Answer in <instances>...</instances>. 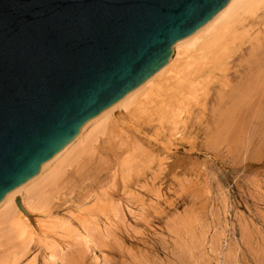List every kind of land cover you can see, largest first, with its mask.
<instances>
[{"label":"rangeland","instance_id":"rangeland-1","mask_svg":"<svg viewBox=\"0 0 264 264\" xmlns=\"http://www.w3.org/2000/svg\"><path fill=\"white\" fill-rule=\"evenodd\" d=\"M262 13L264 12L262 11ZM262 13L258 12L257 16L252 18L253 20L249 19L247 23L242 25L245 27L238 29L244 35L248 33L247 37L240 41L242 48L246 51L250 50L251 47H264V14ZM259 15L263 17L260 19ZM247 24L249 25L247 26ZM246 28L248 32L245 30ZM244 30L247 33L242 32ZM182 58L179 59L177 67H174L170 73L164 75L161 79L157 87L160 90L156 89L151 95L141 97V101L144 103L143 109H147L145 113L139 114L137 112L139 114L137 118L133 115L134 109L133 113L131 111L134 106L128 107L129 110L126 111L127 113L129 111L130 115L132 113V119L129 114H126L125 110L124 112L123 109L116 110L114 116L120 120L118 123L120 126L116 125L117 128L113 129L110 134L109 145L101 154L104 161L101 159L99 162L98 159H95V166L98 164L100 167L97 173L98 176L96 175L94 179H90L91 182L89 179V182H85L86 177L84 176L88 173L86 172L84 175L80 172L82 176L84 175L83 180L79 178L82 184L76 179L81 175L74 177L75 174H71V168H65L68 175H73L71 176L73 179L70 178L68 183L71 185H68L66 191L63 188L64 184H59L57 188L59 191L57 192L61 196L58 193V195L53 193L51 196L57 195V197L55 196L53 200L50 198L51 204L48 202L49 207L47 206L46 210L38 209V207L35 210L38 201L33 199L34 202L36 200L34 204L36 206H34L31 202L32 199L29 200L33 210L30 211L31 217L27 219V225L29 224L28 233L23 235L24 237L18 238V240L21 238L24 242L17 241L15 233H12L15 239H11V235V238L8 235L9 239L4 236L6 240L1 238L2 236L0 237V249L2 250L0 251V258H2V262L4 258L7 259L6 264H8V259L15 255L12 252L16 250V247H22V245L18 246L20 242L24 244L23 251L20 254L22 249L20 247L21 249H18L20 255L17 253L20 258H17V254L14 257L17 258L18 264L29 262V264H264V112H256L251 117L243 120L244 122L240 119L237 128L234 130L235 132L232 133L233 136L235 135V139L239 136L238 141H234V145L231 144L230 146V144H222L221 142V146L220 143L217 144L218 148H216V145L210 146L207 135L211 134L212 129L208 130L209 134L206 132L209 126L207 116L211 114L210 108L216 89L224 80L220 81L221 77H218V72H215L213 76L198 78V81L207 82L209 80V83L206 84L205 93L202 91L198 93L197 100L194 97L195 93L193 94L192 89H189L193 86L186 81H182V77H179L180 79L177 77V73L179 72L180 76V68L183 67L181 62L184 59ZM234 64H239V59L234 60ZM234 69L233 67L231 72ZM167 76L171 78L168 79ZM176 85H180V87ZM199 86L201 87V85ZM172 88L173 90H171ZM188 91L191 93L188 94ZM157 94L159 95L157 96ZM199 94H202V96H199ZM191 95H194L192 96L194 99ZM184 98L186 99L185 103ZM180 101L185 106L188 104V107L184 108L186 114L184 115V111L180 118L174 120L178 113L176 111L183 112L184 110V104L181 106ZM178 104L179 106L175 107ZM178 108L180 109L176 110ZM171 115L173 120L170 121ZM256 117L261 118V120ZM197 120H199V123ZM140 121L141 124H139ZM241 122L242 124L239 125ZM246 127L248 128V134L245 131ZM242 130H244L243 133ZM144 141L146 142L144 143ZM261 141L263 142L261 143ZM140 145L144 148L143 150ZM132 149L136 150L134 157L129 155ZM140 156L144 159L139 158ZM150 158L151 160H148ZM158 158L161 160L159 161ZM108 161L109 163H106ZM135 162L139 165H134ZM73 163L71 164L73 165ZM161 166L164 168L159 172L161 168L158 167ZM74 167L75 165L72 169ZM108 167L110 168L108 169ZM135 172L139 173L137 174L139 178L135 177ZM126 175H129V178ZM156 176H160V178ZM149 178L156 180L152 181ZM176 178L180 180L178 181ZM74 180L76 183H73ZM92 181L94 184H92ZM100 182L104 185L102 186ZM151 183H154V186ZM146 185L148 188H146ZM159 186L162 188H159ZM71 187L73 189L70 190ZM99 187H102L100 189L102 193H100ZM86 191L90 192L88 194L91 196H87ZM150 191L153 193L152 195L149 194ZM92 192H94V195ZM103 192L109 196L107 198L111 200V207L114 210L100 213H94L92 210L87 211L88 207L86 206L91 209L95 202L94 197L103 194ZM83 193L89 198H86ZM156 193L157 196H154ZM78 199L81 202L80 205H78L79 202H76L79 201ZM139 203L142 205H139ZM80 209L84 210L81 211ZM119 209H121L120 212ZM107 227L109 228L108 231ZM89 228L91 229L89 230ZM5 229L7 230V228ZM6 230H2L4 235ZM2 233L0 234L3 235ZM29 233L31 236L33 234V238L29 236V239L31 237L30 242L27 239ZM90 234L94 238L89 237L88 239ZM109 236L113 239H109ZM25 237L27 241L24 240ZM84 237H86V240ZM98 237L100 238L98 239ZM101 240L105 247L101 244ZM26 242L30 243L28 249H26L27 253L24 251V247L28 246V243L27 246L25 245ZM130 249L132 253L127 252ZM24 253L25 256L21 259Z\"/></svg>","mask_w":264,"mask_h":264},{"label":"water","instance_id":"water-1","mask_svg":"<svg viewBox=\"0 0 264 264\" xmlns=\"http://www.w3.org/2000/svg\"><path fill=\"white\" fill-rule=\"evenodd\" d=\"M227 1L0 0V200Z\"/></svg>","mask_w":264,"mask_h":264},{"label":"bare ground","instance_id":"bare-ground-1","mask_svg":"<svg viewBox=\"0 0 264 264\" xmlns=\"http://www.w3.org/2000/svg\"><path fill=\"white\" fill-rule=\"evenodd\" d=\"M264 12V0H228L227 3L220 8L213 16L212 18H210L202 27H200L196 32H194L192 35L178 41L177 43L174 44L172 51H171V55L170 57L164 62V64H162L159 68H157V70L151 75L149 76L146 80H144L142 83H140L138 86H136L134 89H132L130 92H128L124 97H122L118 102H116L114 105H112L110 108L106 109L105 111H103L101 114H99L97 117L91 119L89 122H87L81 129L80 131L77 133V135L72 138L66 145H64V147L56 154L54 155L48 162H46L40 169H38L36 172V174H34L30 179H28L25 183H23L21 186H19L18 188H16L15 190L11 191L10 193H8L4 198H2L0 200V230L2 228H7V230L4 228L2 230H6L5 235L4 233H2L3 231L1 230L0 233H2L3 235L0 234L1 238H4V236H7L6 239L9 237L13 239V234L15 233V236H17V241H21L18 240L19 237H24L23 235H25L27 232V228L29 227L27 225L28 223V218H30V211L33 210V207L31 205H34L36 203V200L38 201L36 208L38 207V209H47V206L49 205L48 202L51 204V200L54 199V197L59 194L57 191H59L58 185L59 184H64L63 188L66 189L68 188V184L69 183V179L71 178V176H73L75 174L74 177H76V175H81V173H83L85 175V173L87 172L88 176H84L86 177L85 179L82 178L83 176H78L76 177L77 180H81L79 178H82V180H86L85 182H89L90 179H94L96 177V175L98 176L99 174H97L100 170L98 164L97 166H95V159H98V161H101V154L103 153V151H105L107 148V145H109V140H111V132L113 129L117 128L116 125H119L118 123L120 122V120H118L117 118H115L114 113H116V110L119 109H123L122 111L126 112V114H129V111L127 113V109L128 107L131 108L132 106H134V108H131L132 113H133V109H134V113L136 112V114L133 113L134 116L139 115L140 113H145L146 110L143 109L144 103L141 101L143 97L147 96V95H151V93H153L157 87L159 86V82H161V79H163L164 75H167L168 73H170L174 67L176 68L177 63L179 62V59H184V61H182V68H180L181 74L179 76V72L177 73V77L181 78L182 81H186L188 82V84L192 85L193 87H189V89L191 88L193 91V94L195 95H191L194 96L197 100V96L198 93L200 91L202 92H206V87H207V82L209 81H198V78L200 77H208V76H213L215 75L214 73L218 72L219 75L218 77H221L220 81L222 82L224 80L223 83L219 84L218 88L216 89L214 98L212 99V103H211V114L210 116H207L208 119L207 121H209V126L206 128V132H208V130L210 131V129H212L211 134L207 135V141L210 144V146H214L216 145V148H218L217 144H219L220 146L223 143L226 144H233L234 145V141H238L237 139L239 138V136H237L238 138L235 139L233 136V131L237 128L236 126L238 125V122L245 120L246 118L251 117L254 113L261 111L264 112V47H251L250 50L246 51L244 48H242V43L240 44V41L243 40V38L247 37L248 35V31L247 28L242 31V32H246L247 35L241 33V31H238V29L240 27H245L242 26L243 24L247 23L249 21V19H252L254 16H257L258 12ZM264 14V13H262ZM264 16V15H263ZM261 16V17H263ZM260 15L259 18L261 19ZM255 18V17H254ZM253 20V19H252ZM251 20V21H252ZM255 20V19H254ZM258 20V19H257ZM263 24V23H262ZM249 24H247L248 26ZM240 30V29H239ZM243 30V29H242ZM253 32V31H252ZM242 37V39H241ZM263 40V39H262ZM262 46V45H261ZM195 54V56H194ZM181 57V58H180ZM239 59V64H234V60ZM179 65V64H178ZM231 65V66H230ZM233 67L235 68L233 70V72H231V69H233ZM177 71V70H176ZM174 75V74H173ZM168 77V76H167ZM171 78L170 76L168 77V79ZM179 78V79H180ZM211 78V77H210ZM224 78V79H223ZM215 79V78H214ZM171 80V79H170ZM180 80V81H181ZM205 80V79H204ZM172 81V80H171ZM175 81V80H174ZM209 83V82H208ZM213 83V82H212ZM233 83V84H232ZM177 84V83H176ZM201 85V87L199 86ZM175 86V85H174ZM179 86L180 85H176ZM171 88V87H170ZM176 88V87H175ZM159 89V88H158ZM157 89V90H158ZM160 90V89H159ZM173 90V88L171 89ZM175 90V89H174ZM168 91V89H167ZM161 92V91H159ZM187 92V90H186ZM190 94L191 92L188 91ZM204 92V93H205ZM169 93V92H168ZM159 94H157L158 96ZM199 96H202V94H199ZM142 97V98H141ZM204 97V96H203ZM202 97V98H203ZM210 97V96H209ZM150 98V97H149ZM180 98V97H179ZM206 98V97H204ZM151 99V98H150ZM153 99V98H152ZM192 99H194L192 97ZM195 99V100H196ZM155 100V99H154ZM185 98H184V103H185ZM189 100V99H188ZM145 101V100H144ZM158 101V100H157ZM162 101V100H160ZM164 102V100H163ZM176 102V100H175ZM181 102V101H180ZM188 102V101H187ZM145 103H147L145 101ZM183 103V104H184ZM189 103V102H188ZM148 104V103H147ZM177 104V103H176ZM181 102V106L183 105ZM146 105V104H145ZM151 105V104H150ZM203 105V104H201ZM179 106L176 105L175 107ZM183 109L188 107V104L183 105ZM154 107V106H153ZM165 107V106H164ZM197 107V106H196ZM195 108V107H194ZM161 109V108H160ZM164 109V108H163ZM180 108L176 109L179 110ZM129 110V109H128ZM170 110V109H168ZM115 111V112H114ZM130 111V112H131ZM185 109L182 111H176L177 116L175 117L174 120H176V118H180L181 114L184 113ZM139 114H138V113ZM149 112V111H148ZM147 112V113H148ZM131 113V117L133 119V115ZM151 113V112H150ZM174 113V111H173ZM175 113V114H176ZM123 114V113H122ZM124 114V115H126ZM186 114V111L184 113V115ZM197 114V113H196ZM157 115V114H156ZM129 116V117H130ZM142 116V115H140ZM144 116V115H143ZM172 116V115H171ZM261 116V115H260ZM128 117V118H129ZM147 117V116H146ZM188 117V116H186ZM202 117V116H200ZM199 117V118H200ZM259 117V115H258ZM135 118V117H134ZM138 118V116H137ZM141 118V117H140ZM143 118V117H142ZM203 118V117H202ZM255 118V117H254ZM257 118V117H256ZM262 118V116H261ZM261 118H257L260 119ZM136 119V118H135ZM206 119V118H205ZM140 120V119H138ZM146 120V119H145ZM173 120V116L170 119V121ZM180 120V119H179ZM192 120V119H191ZM200 120V119H199ZM199 120H197V122L199 123ZM203 120V119H202ZM249 120V119H248ZM137 121V120H136ZM244 122V121H243ZM251 122V121H250ZM139 123V122H138ZM147 123V122H146ZM175 123V122H174ZM178 123V122H177ZM197 123V124H198ZM254 123V122H252ZM256 123V122H255ZM141 124V121L140 123ZM150 124V123H149ZM154 124V123H153ZM194 124V122H193ZM192 124V126H193ZM242 122L239 124L241 125ZM251 125V123H250ZM120 126V125H119ZM248 126V125H247ZM257 126V125H256ZM140 127V126H139ZM145 127V126H144ZM161 127V126H160ZM195 127H197L195 125ZM200 127H202L200 125ZM252 128V126H250ZM128 128V127H127ZM156 128V127H155ZM176 128V127H175ZM194 128V127H193ZM247 128V127H246ZM153 129V128H152ZM201 130V129H200ZM248 128L245 130L247 131ZM151 131V130H150ZM192 131V129H191ZM171 132V131H170ZM235 132V131H234ZM238 132V131H237ZM244 132V130H242V133ZM253 132V131H252ZM128 133V132H126ZM173 133V131H172ZM241 133V132H240ZM241 133V134H242ZM251 133V132H250ZM136 134V133H135ZM133 134V135H135ZM139 134V133H138ZM157 134V133H156ZM248 134V131H247ZM175 135V134H174ZM187 135V134H186ZM238 135V134H237ZM244 136V135H243ZM248 136V135H247ZM149 138V137H148ZM204 138V137H203ZM246 138V136H245ZM242 139V138H241ZM247 139V138H246ZM152 140V139H151ZM150 140V141H151ZM155 141V140H154ZM146 141H144L145 143ZM148 142V141H147ZM189 142V141H188ZM192 142V141H191ZM200 142V141H199ZM222 142V144H221ZM243 142V141H242ZM263 141H261L262 143ZM121 143V141H120ZM119 143V144H120ZM140 143V142H138ZM187 143V142H186ZM190 143V142H189ZM118 144V145H119ZM159 144V143H158ZM237 144V143H236ZM264 144V143H263ZM121 145V144H120ZM119 145V147H120ZM123 145V144H122ZM147 145V143H146ZM260 145V144H259ZM258 145V146H259ZM139 146V145H138ZM141 146V145H140ZM149 146V145H148ZM171 146V145H170ZM257 146V147H258ZM122 147V146H121ZM137 147V146H136ZM177 147V146H176ZM123 148V147H122ZM142 148V146H141ZM214 148V147H213ZM220 148V147H219ZM232 148V147H230ZM121 149V148H120ZM144 148H142L143 150ZM227 149V147H226ZM147 150V149H146ZM225 150V149H224ZM229 150V148H228ZM227 150V151H228ZM112 151V150H111ZM120 151V150H119ZM117 151L119 154L120 152ZM134 151V152H133ZM232 151V150H230ZM122 152V151H121ZM124 152V151H123ZM136 150L132 149L131 153H129L130 156H135ZM143 152V151H142ZM149 152V151H148ZM193 152V151H192ZM229 152V151H228ZM106 153V152H105ZM113 153V152H112ZM140 153V152H138ZM147 153V152H146ZM230 153V152H229ZM128 154V152H127ZM142 154V153H140ZM150 154V152H149ZM156 154V153H155ZM107 155V153H106ZM115 155V154H113ZM143 155V154H142ZM154 155V154H153ZM213 155V154H212ZM224 155V154H223ZM229 155V154H228ZM112 156V155H111ZM152 156V154H151ZM156 156V155H155ZM116 157V156H115ZM145 158H147L144 155ZM144 157L142 158L141 156L139 158H141L142 160L144 159ZM217 157V156H216ZM118 158V157H116ZM138 158V157H136ZM138 158V159H139ZM214 158V157H213ZM106 159L108 160V158L106 157ZM154 159V157H153ZM152 159V160H153ZM159 159V158H158ZM157 159V160H158ZM103 160V159H102ZM146 160V159H145ZM148 160H151L148 159ZM161 159H159L160 161ZM104 161V160H103ZM139 161V160H137ZM75 162V163H73ZM112 162V161H111ZM141 162V161H140ZM147 162V161H145ZM73 163V165L71 164ZM94 163V165H93ZM106 163H109L106 162ZM154 163V162H153ZM163 163V162H162ZM100 164V163H99ZM112 164V163H111ZM142 164V163H141ZM75 165V167L72 169V167ZM106 165V164H104ZM134 165H139L138 163ZM133 165V166H134ZM148 165V164H147ZM146 165V166H147ZM162 165V164H160ZM168 165V164H167ZM72 166V167H70ZM132 166V165H131ZM132 166V167H133ZM145 166V167H146ZM151 166V165H150ZM166 166V165H164ZM89 167V168H88ZM96 167H98V169H96ZM141 167V166H140ZM149 167V166H148ZM65 168H71V174L73 175H68L67 170ZM110 167H108L109 169ZM139 168V166H138ZM138 168H133V169H138ZM142 168V167H141ZM144 168V167H143ZM147 168V167H146ZM161 168L159 169V172H161L160 170H162L164 167H158ZM86 169V170H85ZM83 170H85L84 172H82ZM151 170V169H150ZM156 170V169H155ZM167 170V169H166ZM66 171V172H65ZM70 171V170H68ZM96 172L95 174H92L93 172ZM140 171V169H139ZM137 171V172H139ZM152 171V170H151ZM157 171V170H156ZM250 171V170H249ZM110 172V171H109ZM124 172V170H123ZM132 172V171H131ZM150 172V171H149ZM158 172V171H157ZM158 172V175H160V173ZM65 173V174H64ZM133 173V172H132ZM163 173V172H162ZM166 173V172H165ZM109 174V173H108ZM137 174L139 173H134L136 178H139V176H137ZM154 174V173H153ZM164 174V173H163ZM101 175V174H100ZM156 175V174H154ZM117 176V175H116ZM129 175H126V177H128ZM151 176V175H150ZM106 177V176H105ZM110 177V176H108ZM133 177V178H135ZM154 177V176H153ZM158 177V176H156ZM162 177V176H161ZM164 177V176H163ZM129 178V177H128ZM160 178V176L158 177ZM73 179V178H71ZM89 179V181H88ZM97 179V178H96ZM95 179V180H96ZM150 179V178H149ZM178 181L180 180L179 178ZM185 179V178H184ZM198 179V178H197ZM93 180V181H95ZM101 180V179H100ZM139 180V179H137ZM150 180H154V179H150ZM156 180V179H155ZM154 180V181H155ZM190 180V179H189ZM92 181V182H93ZM97 181V180H96ZM151 181V182H152ZM159 181V180H158ZM183 181V180H182ZM205 181V180H204ZM71 182V181H70ZM81 182V181H80ZM91 182V181H90ZM98 182V181H97ZM125 182V181H124ZM123 182V183H124ZM142 182V181H141ZM157 182V181H156ZM190 182V181H189ZM72 183V182H71ZM73 183H76V181L74 180ZM72 183V184H73ZM82 183V182H81ZM101 183V182H100ZM62 184V185H63ZM80 184V183H79ZM83 184V183H82ZM94 184V182L92 183ZM99 184V182H98ZM97 184V186H98ZM102 184V183H101ZM110 184V183H109ZM152 184V183H151ZM187 184V183H186ZM185 184V185H186ZM196 184V183H195ZM207 184V183H206ZM90 185V184H89ZM104 184H102L103 186ZM108 185V184H107ZM154 186V183L152 184ZM182 185V184H181ZM208 185V184H207ZM66 186V187H65ZM75 186V185H74ZM79 186V185H78ZM81 186V185H80ZM79 186V187H80ZM101 186V185H100ZM124 186V185H123ZM142 186V185H141ZM147 186V185H146ZM144 186V187H146ZM187 186V185H186ZM60 187H62L60 185ZM73 187V185H72ZM70 188L73 189V188ZM82 187V186H81ZM152 187V186H151ZM184 187V186H183ZM191 187V186H190ZM190 187H186V188H190ZM194 187V185H193ZM96 188V187H95ZM142 188V187H141ZM148 188V186L146 187ZM159 188H162L159 186ZM185 188V187H184ZM57 189V190H56ZM62 189V188H61ZM60 189V190H61ZM82 189V188H81ZM84 189V188H83ZM86 189V188H85ZM102 189V187H99V190ZM110 189V188H109ZM115 189V188H114ZM113 189V190H114ZM155 189V188H154ZM181 189V188H180ZM196 189V188H194ZM201 189V188H200ZM46 190H48L47 192L49 194H46ZM63 190V189H62ZM68 189H66L67 191ZM92 190V189H91ZM96 190V189H95ZM147 190V189H146ZM151 190V189H150ZM160 190V189H159ZM85 191V190H83ZM88 191V189H87ZM85 192V194H88L90 192ZM94 191V190H92ZM101 191V190H100ZM71 192V191H70ZM95 192V191H94ZM92 192V194L94 193ZM157 192H159L157 190ZM187 192V191H185ZM184 192V193H185ZM190 192V189H189ZM24 195H23V194ZM53 193L57 194L54 197H52L51 195H53ZM62 193V192H61ZM97 193V192H96ZM95 193V194H96ZM102 193V191L100 192ZM130 193V192H129ZM155 193V192H154ZM160 193V192H159ZM64 194V193H63ZM67 194V193H66ZM77 194V193H76ZM84 194V193H83ZM81 194V195H83ZM84 194V195H85ZM147 194V193H146ZM150 195H152L153 193H149ZM206 194V193H204ZM60 195V194H59ZM65 195V194H64ZM78 195V194H77ZM80 195V194H79ZM83 195V196H84ZM94 195V194H93ZM61 196V195H60ZM66 196V195H65ZM86 196V195H85ZM84 196V198H85ZM87 196H91V195H87ZM86 198H89L87 197ZM132 196V195H131ZM138 196V195H137ZM157 196V193L156 195ZM107 197H109L105 192H103V194H100L99 196L96 195L94 197L95 202L92 206L91 209L88 210H92V212L96 213V212H106L109 210H112L113 208L111 207V200L108 199ZM139 197V196H138ZM137 197V199H139ZM51 198V200H50ZM32 199V201L30 202L29 200ZM33 199H36L35 202L33 201ZM67 199V197H66ZM81 200L83 199L80 198ZM136 199V200H137ZM16 200H19L20 205H21V209L17 207L16 205ZM79 200V199H78ZM87 200V199H85ZM134 200V199H133ZM34 202V203H33ZM65 202V201H64ZM79 202L78 205H80V200L76 201ZM113 202V201H112ZM126 202V201H125ZM129 202V201H128ZM138 202V201H137ZM143 202V201H142ZM141 202V203H142ZM151 202V201H150ZM114 203V202H113ZM130 203V202H129ZM141 203H139V205H142ZM149 203V202H148ZM44 204V205H42ZM90 204V203H89ZM119 204V202H118ZM169 204V202H168ZM63 205V204H62ZM92 205V203H91ZM137 205V204H136ZM152 205V204H151ZM258 205V204H257ZM46 206V208L44 207ZM74 206V205H73ZM118 206V205H117ZM43 207V208H42ZM49 207V206H48ZM84 207V206H81ZM116 207V206H115ZM133 207V206H132ZM143 207V206H142ZM60 209V208H59ZM85 209V208H84ZM84 209H80L81 211ZM117 209V208H116ZM114 210V209H113ZM121 209H119L120 212ZM183 210V208H182ZM85 212V211H84ZM118 212V211H117ZM142 212V211H141ZM129 213V212H128ZM72 214V213H71ZM87 214V213H86ZM89 214V213H88ZM105 214V213H104ZM122 213H120L121 215ZM132 214V213H131ZM186 214V213H185ZM48 215V214H47ZM106 215V214H105ZM116 215V214H115ZM139 215V214H138ZM163 215V214H162ZM183 215V213H182ZM123 216V215H121ZM130 216V215H129ZM140 216V215H139ZM157 216V215H156ZM185 216V215H184ZM195 216V215H194ZM124 217V216H123ZM176 217V216H175ZM107 218V217H106ZM117 218V217H114ZM125 218V217H124ZM123 218V220H124ZM118 219V218H117ZM126 219V218H125ZM180 219V218H178ZM59 220V219H58ZM107 220V219H106ZM140 221V220H139ZM108 222V221H107ZM198 222V221H197ZM110 223V222H108ZM115 223V222H114ZM139 223V222H138ZM181 223V222H180ZM189 223V222H188ZM5 225V226H4ZM129 225V224H128ZM182 225V224H181ZM9 226V227H6ZM81 226V225H80ZM83 227V226H81ZM115 227V226H114ZM11 230V234H10V230ZM29 229V228H28ZM86 229V228H85ZM91 228H89L90 230ZM100 229V228H99ZM106 229V227H105ZM151 229V228H149ZM248 229V228H247ZM9 230V231H8ZM63 230V229H62ZM61 230V232H62ZM88 230V229H87ZM86 230V231H87ZM98 230V228H97ZM109 230V228L107 227V231ZM9 234H8V232ZM85 231V230H84ZM104 231V230H103ZM117 231V230H116ZM90 232V231H88ZM100 233V230L98 231ZM13 233V234H12ZM70 233V232H69ZM81 233V232H80ZM98 233V234H99ZM106 233V232H105ZM104 233V234H105ZM112 233V232H111ZM133 233V231H132ZM74 234V233H73ZM72 234V235H73ZM89 234V233H88ZM108 234V232H107ZM9 235V237H8ZM11 235V236H10ZM101 236V234H99ZM136 235H138L136 233ZM29 235H28V241L30 242L29 239ZM60 236V235H59ZM79 236V235H78ZM94 236V235H93ZM81 237L83 238L82 234ZM89 237L94 238L91 236ZM103 237V236H102ZM108 237V236H107ZM0 238V239H1ZM33 238V237H32ZM79 238V237H78ZM86 240V237H84ZM100 237H98L99 239ZM111 238V236H109V239ZM5 239V240H6ZM15 239V238H14ZM87 239V240H88ZM97 239V240H98ZM113 239V238H111ZM3 240V239H2ZM25 241L26 237L24 238ZM81 240V239H80ZM121 240V239H120ZM82 241V240H81ZM84 241V239H83ZM100 241V240H99ZM105 241V240H104ZM107 241V240H106ZM105 241V242H106ZM115 241V240H114ZM29 242H26V246L28 243V246L25 248L24 247V251L26 252V249H28L29 247ZM98 242V241H97ZM8 243V242H7ZM14 243V242H13ZM16 243V242H15ZM87 243V242H86ZM93 243V242H92ZM99 243V242H98ZM103 243V241L101 240V244ZM116 243V242H114ZM96 244V243H95ZM100 244V245H101ZM122 244V243H121ZM8 245V244H7ZM22 245V247L24 246V244L20 243L18 244ZM104 245V244H102ZM84 246V244H83ZM95 246V245H93ZM99 246V245H97ZM21 246H19L20 248ZM21 247V248H22ZM81 247V245H80ZM102 247V246H101ZM105 247V245L103 246ZM16 247V250L13 251V254H17L19 251ZM20 248V249H21ZM85 248V247H84ZM108 248V247H107ZM19 249V250H20ZM103 249V248H102ZM106 249V248H105ZM123 249V248H122ZM107 250V249H106ZM120 250V249H119ZM0 251H2L0 249ZM7 251V250H6ZM5 251V252H6ZM23 251V248L20 250V254ZM29 251V250H28ZM84 251V249H83ZM190 251V250H189ZM15 252V253H14ZM127 252H131L128 250ZM25 253L23 255V257L21 256V259L24 258ZM82 253V251H81ZM132 253V252H131ZM19 254V253H18ZM17 254V255H18ZM19 254V255H20ZM129 254V253H128ZM15 255H12V258L8 259V264H14V262H16V264H18V260H16L17 258H20L19 255L17 256V258L15 259L14 257H16ZM11 256V255H10ZM63 256V255H62ZM135 258V257H134ZM94 259V258H93ZM7 259L3 258V262H2V258H0V263H5ZM11 260H16V261H11ZM136 260V259H135ZM71 261V260H70ZM95 261V260H94ZM154 261V260H153ZM62 262V261H61ZM96 262V261H95ZM30 263V262H29ZM27 263V264H29ZM21 264V263H19ZM146 264V263H145Z\"/></svg>","mask_w":264,"mask_h":264}]
</instances>
